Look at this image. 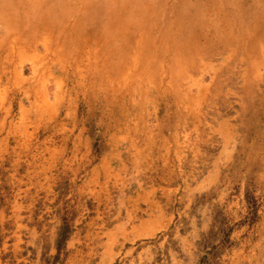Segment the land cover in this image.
Listing matches in <instances>:
<instances>
[{"label": "rangeland", "instance_id": "1", "mask_svg": "<svg viewBox=\"0 0 264 264\" xmlns=\"http://www.w3.org/2000/svg\"><path fill=\"white\" fill-rule=\"evenodd\" d=\"M258 12L264 0H0V47L24 54L14 52L0 72V264H87L97 218L96 201L78 189L83 151L109 144L115 126L151 138L184 132L189 145L193 129L201 145L202 133L216 129V147L228 131L239 153L220 169L216 194H242L253 218L264 202V38L250 52L214 42L245 34L247 43ZM49 129L57 148L72 150L57 149L42 167L37 149ZM212 209L195 264H214L237 225L235 206ZM190 222L177 223L186 231ZM165 234L135 248L120 240L105 264H172ZM183 252L192 258L186 242Z\"/></svg>", "mask_w": 264, "mask_h": 264}, {"label": "crops", "instance_id": "2", "mask_svg": "<svg viewBox=\"0 0 264 264\" xmlns=\"http://www.w3.org/2000/svg\"><path fill=\"white\" fill-rule=\"evenodd\" d=\"M0 51L6 52L4 59L0 57V72L3 62L12 63L14 52L17 51L21 60L24 56L21 49L0 47ZM36 56L40 55L37 53ZM14 71L17 75L16 68ZM187 114L180 112V117ZM189 114L194 116L195 112L191 110ZM111 130L109 144H102L95 151L88 145L83 151L87 176L78 189L96 201L94 214L97 218L95 235L88 240L96 250L86 260L87 264L113 262L116 258L114 249L120 247V240L133 242L131 248H135L136 242L143 239L146 242L161 231L166 233L162 245L170 247L172 264H195L198 261L196 242L201 232L213 227L206 217L212 215L217 202L235 206L233 216L237 225L232 230L229 244L217 254L214 264H264V202L251 218L242 194L236 197L237 201L224 192L216 194L221 183L220 169L231 167L239 153L226 138L230 136L228 131H220L224 143L216 147V129L210 128L207 134L202 133L208 137L202 139V145L199 128L192 130L191 145H185L179 138L185 135L184 132L175 134L178 138H171L175 135L161 137L159 133H156L157 138H151L155 134L145 131L126 135L120 134L116 126ZM53 132L49 129L42 134L44 138L37 149L39 166L47 167L55 161L57 149L63 153L72 150L68 146L57 148L51 138ZM121 138L128 141L123 149H120ZM105 216L112 217L108 224L104 223ZM183 216H189L191 220L186 231L182 223H177ZM105 234L108 237L105 238ZM184 241L190 246L192 258L184 257ZM178 247L181 250L178 251ZM104 248L111 250L105 253ZM128 259L139 260L133 255Z\"/></svg>", "mask_w": 264, "mask_h": 264}, {"label": "bare ground", "instance_id": "3", "mask_svg": "<svg viewBox=\"0 0 264 264\" xmlns=\"http://www.w3.org/2000/svg\"><path fill=\"white\" fill-rule=\"evenodd\" d=\"M2 1V0H1ZM34 3V1H33ZM39 3V2H38ZM41 3V2H40ZM86 3V2H85ZM4 5V4H3ZM5 8V7H4ZM210 9V8H209ZM208 9V10H209ZM30 13V12H29ZM115 13V12H114ZM261 12H258L254 17L253 19L251 20L250 22V25H251V28L250 30L246 33L247 34V37H248V42L246 43L245 42V34L242 35V36H236V37H229L227 39H223V40H219V41H216L214 43H221L222 45L224 46H227L228 44H235L238 46V48L241 50V51H247V52H250L253 50V47H254V43L262 38H264V15L263 14H260ZM8 15V14H7ZM11 21V20H10ZM18 21V20H17ZM108 21V20H107ZM224 21V20H223ZM110 22V21H109ZM108 22V23H109ZM42 23V22H41ZM107 23V24H108ZM229 23V22H228ZM11 24V23H10ZM42 25V24H41ZM76 26V25H75ZM228 26V25H227ZM231 26V25H230ZM77 27V26H76ZM111 27V26H110ZM74 28V27H73ZM214 28V27H213ZM231 28V27H230ZM247 29V28H246ZM40 30V28H39ZM73 30V29H72ZM76 30V29H75ZM232 30V29H231ZM221 31V30H220ZM233 31V30H232ZM87 34V33H86ZM224 37V36H223ZM189 38H192L189 37ZM78 39V38H77ZM79 40V39H78ZM106 41V40H105ZM78 42V41H77ZM83 43V42H82ZM95 43V42H94ZM255 43V45H256ZM210 45V43H209ZM213 45V44H212ZM221 45V46H222ZM211 46V45H210ZM219 47V44L217 45ZM220 46V47H221ZM191 47V45H190ZM98 48V47H97ZM174 48L175 50H180V46H176L174 45ZM95 49V47H94ZM108 49V48H107ZM104 50V49H103ZM109 50V49H108ZM111 50V49H110ZM161 55V54H160ZM109 65V64H108Z\"/></svg>", "mask_w": 264, "mask_h": 264}]
</instances>
